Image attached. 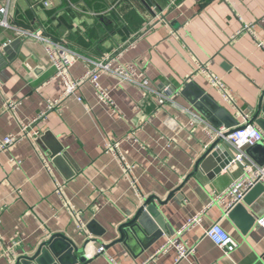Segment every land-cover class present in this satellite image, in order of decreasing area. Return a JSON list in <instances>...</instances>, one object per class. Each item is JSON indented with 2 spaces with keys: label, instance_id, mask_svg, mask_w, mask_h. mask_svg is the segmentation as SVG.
Instances as JSON below:
<instances>
[{
  "label": "crops",
  "instance_id": "crops-1",
  "mask_svg": "<svg viewBox=\"0 0 264 264\" xmlns=\"http://www.w3.org/2000/svg\"><path fill=\"white\" fill-rule=\"evenodd\" d=\"M51 1L46 7L44 0H16L9 18L13 28L0 25V45L7 43L0 53V140L18 133L20 123L63 91L44 43L21 35L41 25L81 55L72 66L74 76L112 56L118 58L114 67L138 63L153 82L167 81L177 93L159 107L156 95L138 82L104 72L100 83L112 104L87 83L83 101L67 98L38 123L41 136L34 142L23 139L0 150V264L34 254L53 234L79 248L92 239L90 252L104 247L92 257L76 253L87 255L81 264H111L110 257L119 264H264V229L254 222L244 232L223 204L209 206L214 192L229 187L243 165H264V144L246 147L244 164H229L219 174L196 168L213 141L206 121L216 126L203 111L214 103L238 123L248 116L264 130L250 122L264 90V0H182L172 7L170 0ZM152 4L166 19L155 18ZM245 25L251 29L243 30ZM190 77L195 86L186 89ZM213 77L231 99L223 97ZM200 90L211 98L201 108L195 98ZM108 142L119 145L120 157L107 149ZM37 148L52 159V171ZM151 196L165 201L156 206L165 232L150 235L134 226L119 240L122 227ZM243 204L254 218L264 216V190ZM197 215L201 221L180 236L195 251L176 262L175 248L163 246ZM215 222L238 243L230 255L206 235Z\"/></svg>",
  "mask_w": 264,
  "mask_h": 264
},
{
  "label": "built area",
  "instance_id": "built-area-1",
  "mask_svg": "<svg viewBox=\"0 0 264 264\" xmlns=\"http://www.w3.org/2000/svg\"><path fill=\"white\" fill-rule=\"evenodd\" d=\"M16 0H5L4 4L0 7V25L6 28H13L9 22V18L13 15L14 5ZM170 7L179 6L182 0H170ZM44 5L49 7L52 5L51 0H44ZM151 10L156 14L157 20L166 19L165 11L160 10L156 4L151 5ZM251 25H245L243 30H250ZM19 30V29H17ZM21 35L24 37H34L41 40L44 43L45 52L48 57V63L51 68L54 69L56 77L62 79L64 88L62 93L54 99H48L46 101V107L35 117L20 123V129L18 133H12L0 140V150L9 149L16 143L23 139H28L34 142L37 137L41 136V130L38 127V123L45 118L48 112L58 108L61 103L70 97H75L79 101H83L82 87L85 84H91L94 87L95 93L98 98L107 103L112 104V98L107 89L102 87L100 83V77L104 72L115 73L121 81H136L138 82L148 93H153L158 99L159 107H163L172 101L173 96L177 93L169 82L155 83L150 79L138 63L118 64L113 66V62L118 59L106 57L97 62H93L92 65L87 66L86 70L80 76H74L72 74V66L81 55L75 52L71 47L53 40L46 33V26L41 25L39 29L34 32L21 31ZM7 43L0 45V53H4ZM193 80L190 77L187 81ZM214 84L221 90L225 99H231L228 95V89L224 83L213 77ZM13 103H9L7 108L12 106ZM116 111V109H114ZM118 113V112H117ZM193 121H199L203 124L204 120L199 116H193ZM205 123V122H204ZM207 129H209L210 137L215 140L217 137H222L225 142L232 146L237 155L234 162L244 164L246 159L245 149L246 147L256 145L258 143L264 144V130L253 123H249V117H245V121L238 123L236 126L227 128L214 127L208 121H206ZM209 127V128H208ZM107 149L115 153L117 157H120V149L117 143L108 142ZM37 153L41 155L43 165L52 171V159L49 156L44 155L40 149L37 148ZM122 159V157H121ZM130 173V169H125V174ZM264 185V165H257L253 163H246L243 165V171L239 177H237L226 189L223 191H215L209 206L223 204L226 208V214L233 209L237 204L242 203L248 193L257 185ZM58 190H61V184L57 183ZM146 199V198H145ZM76 215V213L74 212ZM79 219V218H77ZM201 215H197L187 222L182 230H179L174 237H170L163 248L174 247L176 250V262L183 258H187L195 251L194 247L188 245L185 241L180 239L183 230L188 229L190 226L196 225L201 221ZM257 226L264 229V216H257L255 218ZM84 223L79 221V228L84 229ZM206 235L220 248L226 255H230L237 247L238 243L232 237V235L221 226L219 222H215L206 229ZM104 253V247H99L96 250H92L89 256ZM111 264H119V262L110 257Z\"/></svg>",
  "mask_w": 264,
  "mask_h": 264
},
{
  "label": "water",
  "instance_id": "water-1",
  "mask_svg": "<svg viewBox=\"0 0 264 264\" xmlns=\"http://www.w3.org/2000/svg\"><path fill=\"white\" fill-rule=\"evenodd\" d=\"M191 81L193 80L186 81V89L195 86ZM195 98L196 100H200L199 108L204 104H208V101L211 100L207 94L205 95L204 90H200V93L196 94ZM203 113L216 127L224 124L225 127L230 128L238 124L227 109L215 103L209 108H206ZM262 113L264 114V90L260 105L250 122H256L264 126V117L261 116ZM236 155L237 151L232 146L225 142L222 137H217L208 145L203 155L197 160L196 168L213 170V174H219L222 169L226 168L229 164H238L234 162ZM179 189H181V187ZM263 190L264 185L261 183L257 184L248 193L244 202L237 204L228 213V215L241 226L244 232H247V230L253 226L255 218L245 209L243 203H251V201ZM164 202L165 201H162L156 196L146 198L136 215L122 227L123 233L119 240H122V238L126 236L125 234L129 231V227L134 226L142 228L150 235L158 232H165L166 227L164 222L159 219L157 213L158 209H156V206L164 204ZM91 240L92 239H87L84 245L79 248L65 235L53 234L38 247L34 254L20 255L14 260L13 264H81L80 262L85 261L87 255L85 254L79 258L76 253L83 254L88 251L90 242H92ZM88 252L91 253L90 251ZM262 258L264 260V255Z\"/></svg>",
  "mask_w": 264,
  "mask_h": 264
}]
</instances>
